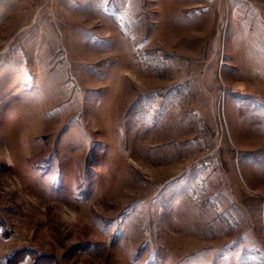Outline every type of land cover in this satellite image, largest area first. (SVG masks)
Masks as SVG:
<instances>
[{
	"label": "rangeland",
	"instance_id": "rangeland-1",
	"mask_svg": "<svg viewBox=\"0 0 264 264\" xmlns=\"http://www.w3.org/2000/svg\"><path fill=\"white\" fill-rule=\"evenodd\" d=\"M0 264H264V0H0Z\"/></svg>",
	"mask_w": 264,
	"mask_h": 264
}]
</instances>
